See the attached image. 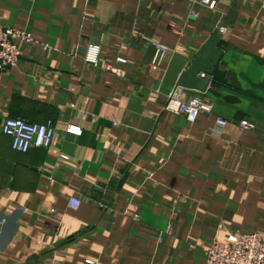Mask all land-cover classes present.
<instances>
[{"label": "crops", "instance_id": "crops-1", "mask_svg": "<svg viewBox=\"0 0 264 264\" xmlns=\"http://www.w3.org/2000/svg\"><path fill=\"white\" fill-rule=\"evenodd\" d=\"M202 1L0 0V25L36 42L0 74V264H205L264 231V0ZM221 27L204 91L178 86ZM179 87L211 113L165 111ZM17 118L52 120L51 146L14 151Z\"/></svg>", "mask_w": 264, "mask_h": 264}, {"label": "built area", "instance_id": "built-area-1", "mask_svg": "<svg viewBox=\"0 0 264 264\" xmlns=\"http://www.w3.org/2000/svg\"><path fill=\"white\" fill-rule=\"evenodd\" d=\"M209 9L215 7V1L203 0ZM196 17V14L193 15ZM225 28L219 29L223 33ZM36 43L30 33L0 25V74L18 65L21 58V45ZM155 60H159L166 48L160 44H153ZM43 51H50L48 44H40ZM97 49L89 48L90 61L94 60ZM204 76V75H202ZM165 111L180 114L192 123L199 116L211 113V104L198 96L184 97L181 88H175L168 96ZM219 127H224V121H218ZM242 128L251 127L243 123ZM3 135L11 139V147L19 153L32 150H47L53 141L54 123L48 120L42 124H34L25 119H6L2 126ZM66 132L79 136L81 131L76 127H68ZM63 159H65L63 157ZM206 264H264V231L248 234H234L225 242H213L206 252Z\"/></svg>", "mask_w": 264, "mask_h": 264}, {"label": "water", "instance_id": "water-1", "mask_svg": "<svg viewBox=\"0 0 264 264\" xmlns=\"http://www.w3.org/2000/svg\"><path fill=\"white\" fill-rule=\"evenodd\" d=\"M229 16L227 20H229ZM227 22L228 21H226L225 25L228 24ZM218 33L219 30H216L211 38L201 47L196 54L190 69L180 77L178 86L191 90L204 91L206 83H204V81L199 79L197 76L201 73L211 76L219 62L221 53L218 50L220 45V42L217 39ZM205 55L206 57H204Z\"/></svg>", "mask_w": 264, "mask_h": 264}, {"label": "rangeland", "instance_id": "rangeland-1", "mask_svg": "<svg viewBox=\"0 0 264 264\" xmlns=\"http://www.w3.org/2000/svg\"><path fill=\"white\" fill-rule=\"evenodd\" d=\"M21 31V30H20ZM25 32V31H24ZM28 33V32H27ZM14 68H16V67H14ZM14 68H11V69H8L7 71H10V70H12V69H14ZM6 72V71H5ZM5 72H3V73H5ZM2 74V73H1ZM124 226H126V222L125 223H122ZM168 232H169V230H168ZM169 234V233H168ZM120 242L121 243H127V235H121V238H120ZM207 252V251H206ZM105 253H107V255H109L110 253H111V251H105ZM120 264H127V250L125 249V250H123V249H121L120 250ZM88 264H91L90 262H87ZM205 264H206V261H205Z\"/></svg>", "mask_w": 264, "mask_h": 264}]
</instances>
